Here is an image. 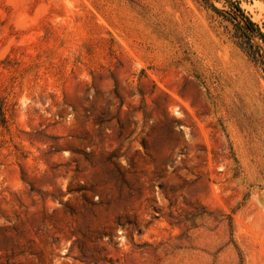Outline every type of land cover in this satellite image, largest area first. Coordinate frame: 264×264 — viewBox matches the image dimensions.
I'll return each instance as SVG.
<instances>
[{"label": "rangeland", "instance_id": "1", "mask_svg": "<svg viewBox=\"0 0 264 264\" xmlns=\"http://www.w3.org/2000/svg\"><path fill=\"white\" fill-rule=\"evenodd\" d=\"M238 2L262 39L223 0H0V264H264Z\"/></svg>", "mask_w": 264, "mask_h": 264}, {"label": "trees", "instance_id": "2", "mask_svg": "<svg viewBox=\"0 0 264 264\" xmlns=\"http://www.w3.org/2000/svg\"><path fill=\"white\" fill-rule=\"evenodd\" d=\"M204 1V0H203ZM215 1H219V0H215ZM228 6H230L234 12L241 16L242 18L245 19V21L247 22L248 24V28L256 33V36L259 38V39H262L263 38V35L262 33L258 30L257 26L248 18H246L243 13H242V10L240 8V5H239V2L238 0H223ZM244 35V34H243ZM247 43H249V49H252L254 46L252 44H250L249 42V38L247 37ZM0 125L3 126L4 125V118H3V115H2V108L0 106Z\"/></svg>", "mask_w": 264, "mask_h": 264}]
</instances>
